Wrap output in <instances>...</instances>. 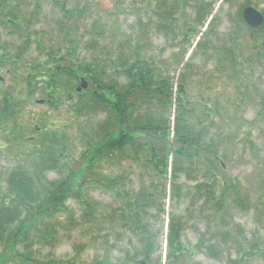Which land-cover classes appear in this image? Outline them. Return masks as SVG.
I'll return each mask as SVG.
<instances>
[{
    "label": "rangeland",
    "instance_id": "rangeland-1",
    "mask_svg": "<svg viewBox=\"0 0 264 264\" xmlns=\"http://www.w3.org/2000/svg\"><path fill=\"white\" fill-rule=\"evenodd\" d=\"M195 1L23 0L22 13L36 7L35 19L30 28L26 20L19 21L16 28L0 25V54H17L28 32L30 43L21 59L43 60L36 39L54 49L66 45L64 38L70 36L76 39L78 60L115 58L120 50L128 57L132 47L138 46L142 56L153 58L158 71L168 74L173 90L179 79L183 80L191 112L188 121L206 132L217 147L216 176L204 178L185 162L176 178L180 197L170 201V180L164 196L162 185L152 180L142 161H106L99 172L125 176L131 196L148 188L155 203L151 219L147 218L154 234L153 261L158 257L161 264L165 262L167 224L173 215L183 223L180 239L189 251L179 264H264V54L254 56L261 35L252 34L243 25L244 0H199L204 18L194 27L196 32L187 36L195 19ZM248 1L264 11V0ZM61 3L69 11L67 34L57 30ZM166 20L169 30L160 28L162 23L167 27ZM230 51L236 55L233 64L228 58ZM0 77V92L20 89L18 78L7 71V65L0 67ZM39 100L36 95L18 117L0 126V193L5 190V173L24 165L33 154L38 135L27 126H37L42 115L55 120L53 124L42 123L48 131L61 132L66 124L63 111H51L44 103H37ZM146 107L142 105L141 112ZM153 111L161 115L160 109ZM163 115L172 130L174 108ZM104 119L103 114L81 116L66 125L65 144L71 156H79L84 137ZM76 166L74 160L68 163L70 169ZM67 171L64 169L63 175ZM58 177L55 172L47 174L51 181ZM214 178L213 197L206 198L203 184ZM84 191L87 199L97 203L95 213L103 217L86 221L83 205L77 199L69 200L59 214L52 245L34 246L37 257L53 264H134L140 260L139 236L107 217L115 198L97 184L86 186Z\"/></svg>",
    "mask_w": 264,
    "mask_h": 264
},
{
    "label": "trees",
    "instance_id": "trees-1",
    "mask_svg": "<svg viewBox=\"0 0 264 264\" xmlns=\"http://www.w3.org/2000/svg\"><path fill=\"white\" fill-rule=\"evenodd\" d=\"M22 1L0 0L2 27L16 28L17 23L23 20L27 21L28 27L35 19L37 8L22 13ZM198 3L199 0L193 4L195 19L187 36L195 33L194 27L203 21L204 8ZM249 4L248 0H244L243 6ZM59 8L62 18L57 30L67 34L70 29L65 27V23L69 11L64 3ZM262 13L264 15V11ZM166 22L167 27L162 23L160 28L169 30L170 23ZM24 30L21 29V32L24 33ZM248 30L252 34L260 33L259 51L254 56H261L264 54V23L259 29ZM28 37L27 32L22 47L14 56L5 52L0 54V67L7 65V71L20 82V89L0 92V126L5 127L7 122L18 117L26 103H31L36 95L51 111L61 110L66 114L63 129L81 116L103 114L105 119L92 134L84 137L83 148L77 158L71 156L66 147L63 129L61 132L48 131L42 124H53L55 120L45 119L42 115L37 120V126H27L38 135L33 154H29V161L24 165L5 173V190L0 193V264H53L38 258L34 246L52 245L59 214L71 199H77L83 205L86 221L103 217L102 213H95L97 203L87 199L85 191L82 192L92 184L103 187L115 198V205L110 207L107 215L109 221L139 236L142 242L141 259L134 264H161L158 257L155 261L152 259L154 234L147 218L151 219L150 210L155 203L151 194L147 193L148 188L131 196L125 176L100 174L99 167L106 161L110 164L126 160L142 161L152 180L162 185L164 196L167 181L170 180V201L180 197L176 178L177 173L184 169L185 162L204 178L216 176L217 147L212 139L206 137V132L193 127L188 121L187 116L191 112L185 100L184 81L179 79L173 90L168 74L158 71L153 58L142 56L138 46L133 49L127 47L132 50L128 57L120 50L115 58L92 56L91 60H78L76 39L70 36L64 38L66 45L54 49L45 47L36 39V48L43 60H22L21 56L30 43ZM197 44L200 46V43ZM228 54L232 63L236 55L232 51ZM80 78L87 81L88 87L77 91ZM262 104L264 109V99ZM142 105L147 106L143 112ZM172 108L175 116L171 130L163 112ZM154 109H160L161 115H156ZM16 133L19 134V130ZM72 160L77 164L74 169L68 167ZM64 169L68 170L65 175ZM49 172L58 174V179L48 180ZM215 179L206 180L203 184L206 198L213 197ZM182 232V221L171 215L167 224L164 264H179L189 254L180 239Z\"/></svg>",
    "mask_w": 264,
    "mask_h": 264
},
{
    "label": "water",
    "instance_id": "water-1",
    "mask_svg": "<svg viewBox=\"0 0 264 264\" xmlns=\"http://www.w3.org/2000/svg\"><path fill=\"white\" fill-rule=\"evenodd\" d=\"M241 16L245 25L251 29L259 28L264 21L263 14L252 6L244 7ZM86 87H87L86 81L83 78H81L80 86L77 88V90L80 91L81 89H85Z\"/></svg>",
    "mask_w": 264,
    "mask_h": 264
}]
</instances>
